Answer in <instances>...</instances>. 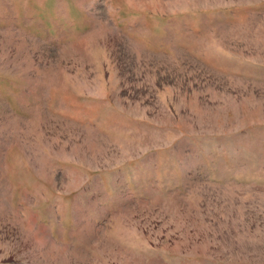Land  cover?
Returning <instances> with one entry per match:
<instances>
[{"label": "rangeland", "instance_id": "374dc122", "mask_svg": "<svg viewBox=\"0 0 264 264\" xmlns=\"http://www.w3.org/2000/svg\"><path fill=\"white\" fill-rule=\"evenodd\" d=\"M0 264H264V0H0Z\"/></svg>", "mask_w": 264, "mask_h": 264}]
</instances>
